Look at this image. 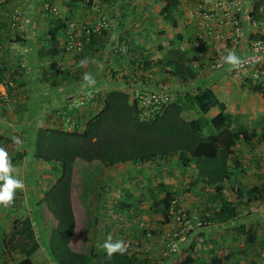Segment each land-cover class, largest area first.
Instances as JSON below:
<instances>
[{"label": "rangeland", "instance_id": "obj_1", "mask_svg": "<svg viewBox=\"0 0 264 264\" xmlns=\"http://www.w3.org/2000/svg\"><path fill=\"white\" fill-rule=\"evenodd\" d=\"M70 1L71 0H0V25H5L2 26V30L0 31V63L3 62V65H6L9 69L5 72L3 82L0 83V91L6 94L9 101L7 106L0 105V111H2L4 115H9L15 111V109L18 114H26L27 108L23 107L25 103L22 102L23 105L20 103L19 106L17 102L24 100L26 98V93L28 96L33 94L35 88L36 91L39 92L40 97L45 98L46 93L41 88L42 84H44V80L48 78L50 66L59 63V61H63L66 65L65 57L69 54L72 55V58L75 56L77 58H82V56H79L80 53L78 54V52L68 53L65 51L67 28L62 34L65 37V44L64 42L62 43V53L64 55L57 54L59 56H54V53H56L54 49L58 45H54L53 42H51L48 29L51 25H54L52 21H55L57 17L63 20L65 19L67 25L74 22L78 26L86 25L88 28L92 29L99 24L103 25L100 39H98V42H95L94 46L98 45L100 47L99 51H101L104 46L105 48L108 46L106 50H108L110 54L108 53L107 55V53L105 54L104 51H101L103 53L93 54L94 57L91 60L93 62L96 61V63L98 62L96 74L99 76V73H103L102 75H105L103 77L108 76L114 83H116V78L121 77L123 73L129 72V70L123 69V64H121L125 62L129 54L126 51H120L118 53L117 50H120L118 46L119 40L116 39L115 41L117 43L113 44L109 37L111 38L112 35H118L119 39L124 37L130 41L132 29H141L143 27V19H145V22L151 20L146 23L148 26L145 27L146 32L143 34V41L147 43V51H152L153 53L152 61L162 58L164 54L172 48H179L182 52H185L189 58H194L193 66L198 72V77L194 82L182 84L177 78L167 76L163 69L157 67H154L151 71L149 70L147 76L141 75L143 74V67L138 69L136 66L137 63L133 60L135 64L131 66L128 65L127 68L130 67V70L133 71L132 74H135L136 77H134V79L137 84L140 81H148V83H152L154 87H156L157 84L155 83L164 82L167 89H169L168 93L171 95L172 102L176 101L178 97H184L186 94L194 95L200 86L203 87L207 83L213 84L215 82L214 80L217 79L215 78L216 74H219L221 69L228 65L225 63L223 57L228 54L229 50L235 52L236 55L241 58L245 52V47L242 45L245 40H264V34H262V31L264 32V3L260 6V12L258 14L260 16L251 17L250 14L252 12H247L248 20L245 22L247 24L244 28L254 27V33L248 29L242 38L236 37L235 29L232 24L227 26L230 36H221L218 35L219 32H216L213 28V24H211L213 28V34L211 36L214 37V42L212 45H209L203 35H201V32L205 29L207 33H210L209 25L204 22L200 13L198 14L195 10L198 3L202 0H188L190 3L186 4L191 6L194 5L193 7L195 8L189 13L186 9L182 10V7L178 9L175 17L178 22H183L184 26L180 24V26L183 27L182 30L181 28L172 27L170 23L164 21L163 17L159 16L161 10L160 3H163L160 0H94L91 8L87 7V1L85 3H76L72 7L70 6ZM228 1L231 3L234 0ZM242 1L245 3V6L247 5L246 1L250 0H241L240 3ZM255 2H257V0H255ZM123 3H125L124 6H122ZM138 3L139 5H137ZM241 5L243 6L242 3ZM205 8L207 11H212L210 6H205ZM213 13L215 14L214 11ZM16 14L19 15L20 19L18 27L14 29L12 27V19ZM217 19L218 16L216 15V20ZM213 21L215 20L213 19L212 22ZM217 25L219 24L217 23ZM192 26L198 28L197 31L190 29ZM180 31L183 32V36H181ZM77 32L78 30H75V33ZM105 32L106 34H104ZM126 33H129V36H124ZM157 33L159 34L157 35ZM177 35H180L183 39H176ZM82 38V36L77 38V42L85 45ZM101 40H103L102 45ZM122 41L120 43H122ZM158 41H160L161 44H159ZM44 42H46V44H44ZM172 42H175V45L172 46ZM158 47L162 49H158ZM115 49H117L116 53ZM20 50L21 52L19 56H17ZM106 56L108 60L104 63L101 57H104L106 60ZM155 56H157V58H155ZM108 61L112 64L111 66L108 65ZM217 64H221L222 66L220 68H214ZM105 66H107L106 71L103 70ZM70 67L74 66L70 65ZM241 70L231 71V73H229L226 69L224 72L228 76L239 78L244 85L248 86L247 81H249V79L255 83L253 76L254 68L248 67ZM63 72L64 71H61V75H59L60 70H58L56 77H58V75L61 77ZM260 81L264 83V75H262L261 80L257 82ZM20 82L28 84L27 89H30L31 92L23 93V90L27 89H24L25 85L19 86L18 83ZM14 83H16L17 86H14ZM9 87L11 89H9ZM39 89H41V91ZM111 90L120 91L117 85H113ZM134 90L132 91L133 98L137 95V92ZM81 95L87 97L90 95V92L83 91V93H80L76 91L73 93L76 102H78V98ZM34 103L35 104L31 105L30 108L28 107V114L29 117L37 119L42 115L40 111L41 104L38 103V99H36ZM21 109H23V111ZM198 113L197 111H192L190 113H185L184 117L187 120L195 119L199 116ZM60 114H62V112H60ZM208 117H211V114H209ZM260 118L261 117L257 119L245 117L242 118V123L251 127L255 121ZM1 132L3 133L2 128H0V133ZM10 147L11 145H9V148ZM236 152V157L244 166L246 173L238 176L235 182L227 183L225 196L228 200L239 206L242 220L224 226L223 224L220 226L216 224L207 225L208 228L202 229H198L195 226L192 230L193 235L191 238L195 239V249L197 251L195 256L200 258L203 264H207L209 257L212 255L223 258L225 255L232 252H235L234 257L227 262V264H264V201L253 203L246 207L240 202V199L237 198L236 192L232 190L239 182L251 187L252 185L260 184L264 181V143L256 145L254 149L242 146L237 149ZM167 161L164 162V160L160 159L157 165L158 168L160 167L159 164L162 165L161 167H164L161 177L158 173L153 172V170L156 169L153 164L143 169L131 164L118 165L114 168L102 167L99 172L93 174L90 172V166L85 163H78L75 169L74 186L72 189V204L77 229V248H81L86 238L89 237L96 247L97 253L104 254L106 250L103 249L101 245H98L99 240H107L109 238L113 242L122 240L125 244L128 243L132 246L130 251L133 253L140 254L141 252L139 250L143 249L144 252L141 255H144L142 256L144 259L148 258V264H158L162 256V250H165L164 239L168 237V234L173 236L172 228L169 231L164 230L165 224H161L163 221L161 215L155 214L149 210L154 196L164 195L158 186L163 181L167 187L176 192L177 202L175 206L178 210L174 207L170 219V223L175 227L174 230L180 227L181 224L178 222V218L183 213L188 218L196 216L199 221L204 212H207V215L208 213L211 215L214 210L213 206H210L209 210L206 209H208L207 206L210 205V201L208 200L210 193H213L214 190L207 186H199L190 191V182L198 172L194 168L182 170L177 157H173L171 160ZM13 166L15 167L13 170L14 175L17 176V173L20 171L23 173L20 179L23 181L24 187L22 189H17L14 197L15 200H13L11 204L8 206H0V227H3L7 234L11 233L14 220L18 218H29L32 220V224L35 225V220L28 214L27 208L33 205V201L35 203L37 201L36 199L43 197L44 190L50 185L48 180L45 181L39 177L36 179L37 175L34 172V166H28L26 164L22 168L18 165ZM30 176L33 178H30ZM30 189L32 193H29ZM190 189H192V186ZM33 193H35L36 196L33 195ZM121 203L129 204L131 208L120 210L119 206ZM44 216L45 215H43V217ZM247 219H250L249 222L246 221ZM245 221L248 223V227L256 229L260 242L263 241V246H258L257 249L253 250H248L246 248L245 238L239 230L237 231V229L233 228L237 223L240 224ZM182 231L183 230H181V232ZM201 232H205L207 234L206 236L211 241L218 240L219 244L213 245L211 244L212 242H210L209 244L200 245L201 242L204 241V238L200 237ZM180 234L183 235V233ZM132 235H135V237ZM146 238L150 239V241H146ZM157 239H160L158 243L156 242ZM90 246L91 245H89V248L85 245L82 247L85 248L86 251H89L91 249ZM154 248L155 250H152ZM213 249L214 253L212 254L210 251ZM236 249H244L245 251L242 254H236ZM15 255V253L9 252L8 248L5 249L2 247L0 242V264H14ZM180 261L181 259L174 264H178Z\"/></svg>", "mask_w": 264, "mask_h": 264}, {"label": "trees", "instance_id": "obj_2", "mask_svg": "<svg viewBox=\"0 0 264 264\" xmlns=\"http://www.w3.org/2000/svg\"><path fill=\"white\" fill-rule=\"evenodd\" d=\"M160 1L164 2V5L159 16L163 17L164 21L170 23L172 27L177 28L179 22L175 14L181 6V0ZM85 2L87 7L91 8L94 0H71L70 6ZM263 3L264 0H257V2L254 0V11L250 14L251 17H257ZM124 5L125 3L122 4V6ZM55 21H52L54 25L48 29L50 40L53 43L58 42L57 40L67 28L65 19L57 17ZM150 21H144L143 25L148 26L146 23ZM2 26L5 25H0V31ZM90 29L94 30L95 27ZM87 36L85 33L82 34L85 47L80 52V56L90 59L93 54L105 51V46L101 51H98L100 49L98 45L94 46L95 42L100 39V34H90L89 41L86 39ZM116 39L119 40L118 46L122 47L118 35L111 36V43H117ZM176 39L182 40L183 38L177 35ZM126 41L129 54L134 45L128 39ZM171 45H175V42H172ZM91 50L93 52L90 53ZM117 52L119 53L120 50L118 49ZM193 62L194 58H189L179 48H172L162 58L155 61L148 57L144 58L141 65L144 72L157 67L163 69L167 76H173L182 84H188L194 82L198 77ZM7 70H9L8 67L3 65V62L0 63V83L3 82ZM247 82L248 86H243L248 87L253 93L261 94L264 98L263 82L255 84L250 79ZM155 84H157L155 88H158V91L170 95L164 82ZM131 88L134 89V86ZM9 89L11 88L9 87ZM97 101H102L103 106L95 116L85 123V128L82 131L39 127L35 129L32 143L29 146L33 158L51 165L53 171L59 172V177L54 184L44 190V196L41 199H36L35 203L33 201V206L39 207L42 212L39 215H45L40 227H43L47 232L45 249L54 264L98 263L95 254L76 252L70 245L76 228L72 189L78 163L90 166V172L96 174L102 167L110 168L128 163L141 165L158 159L169 161L171 158L177 157L182 170L194 168L198 172L190 182V188L192 186V189L189 188L190 191L199 186H207L214 190L213 193H210L208 199L210 205L206 209L209 210L210 206H213L214 210L211 215L204 212L200 220L201 229L208 228L207 225L220 226L228 222L231 224L242 220L239 206L225 196L226 185L228 182H235L238 176L246 173L244 166L236 157L237 149L242 146L254 149L256 145L264 143V115L251 127H248L242 123L241 116L226 113L225 103L217 98L211 88H204V86L198 87L194 95L186 94L165 105L160 115L149 120L142 119L137 100L131 101L130 95L124 91L108 92L103 99L97 94V97L88 101L87 105ZM214 108H218L219 113L208 117ZM192 111L199 112V116L187 120L184 114ZM6 142L9 141L5 137H0V147ZM28 154H30L28 151H24L23 154L19 153L9 159L12 165L20 167ZM158 186L164 195L154 196L149 210L161 215L162 225L169 224L172 210L174 211V207H176V192L163 182ZM232 190L236 192L237 198L246 207L264 201V181L251 187L239 182ZM126 208L129 209L131 206L126 203H121L119 206L120 210ZM176 210H178L177 207ZM37 218L38 216L36 220ZM249 220L246 221L249 222ZM246 221L237 223L233 227L237 231L239 230L245 238L246 248L253 250L258 246H263V241L260 242L256 229L248 227ZM178 222L181 225L172 231L173 235L184 230L183 223ZM192 233L193 231L186 234L183 241L180 238H175L173 242L176 244V250H162L158 264H174L179 259L181 261L178 264H203L202 260L195 256L197 251L195 239L191 238ZM206 235L205 232L200 233V237L204 238L200 245L210 242L213 245L219 244L218 240L211 241ZM132 236L135 237V235ZM0 238H2L0 239L2 247L8 248L9 252L18 253L22 257L14 264H34L33 259L40 249V244L31 219L18 218L14 220L10 234L5 233V229L0 227ZM131 249L132 246L123 253L115 252L111 256L105 252L103 264H148V258H142L138 253L131 252ZM236 250V254H242L245 251L244 249ZM210 253L213 254L214 249ZM234 254L235 252L229 253L223 258L212 255L207 264H227Z\"/></svg>", "mask_w": 264, "mask_h": 264}, {"label": "crops", "instance_id": "obj_3", "mask_svg": "<svg viewBox=\"0 0 264 264\" xmlns=\"http://www.w3.org/2000/svg\"><path fill=\"white\" fill-rule=\"evenodd\" d=\"M246 2H247L246 3L247 5H245V6H244L245 3L243 1L241 2L243 4L244 10H245L244 18L242 20V23L244 25L243 29H245L244 27L247 24L245 22H247V20H248L247 12H250V11L253 12L254 11L253 10L254 0H250V1H246ZM186 3H190V1L181 0L180 8L182 7V10L183 9L188 10V13H189L192 9H194V7H193L194 5L191 6V5H188ZM137 5H139V3ZM163 5H164V2L160 3L161 8L163 7ZM217 16H219V13H217ZM144 21H145V19H143L142 23H144ZM216 22H217V20L213 21L211 24H213V28L215 29V31L219 32L218 35L230 36V34H229L230 32H229V29L227 28V26L226 27L218 26ZM180 24H181V26H184L183 22H179V26L177 28H179V29L181 28V30H182L183 27H181ZM190 29L197 31L198 28L192 26V27H190ZM248 29H250V31L254 33V27L245 29V32ZM32 31H34V30H32ZM145 32H146V30H145L144 25L139 30L138 29L136 30V28L132 29V33H130L131 34L130 35L131 36L130 41L132 42V44L134 46L132 48V52L129 53V56L127 57L125 62L121 63V64H123V69L129 70V72L123 73V75H121V77L116 78V83L111 81V79H109L108 76L103 77V76H105V75H102L103 73H99V76L96 74V72L98 70L97 69L98 62L96 63V61L93 62L91 60L94 56L90 59H87L88 60L87 64L81 66L79 62L81 61V59L82 60L85 59V56H84V58L83 57L77 58L76 56L72 58V55L69 54V55H66V57H65L66 58L65 59L66 65L63 61H59V63L53 64L52 66H50V69L48 70L49 71L48 78H46L44 80V82H43L44 84H42V88H41L46 93L45 98H41L39 92H37L36 88H35V92H33V94L30 93L31 95L28 96V94L26 93V98L24 97L25 98L24 100L17 102L18 105L22 102L25 103V105L23 107L27 108L26 114H24V115L22 113L18 114L16 109H15V111L10 113L9 115H4V113L2 111H0V128H2V130H3V133L2 132L0 133V137L3 136L9 141V142H6L2 145V147L5 148L6 151L8 152V156L9 157H13V156L15 157L19 153L23 154L24 151H26V152L28 151V153H30V154H28L26 156L23 164L20 165V168H22L25 164L28 166H34V168H35L34 172L37 175L36 179H38V177H39L40 179H43L45 181L48 180V182L50 184L48 187L53 185L54 182L59 177V172L57 170L53 171L51 165L44 163V162H41L40 160H37V159L32 157V152H31V149L29 146H30V143H32L33 134H34L35 129L41 127V128H50V129L51 128H59V129H63L66 131H74L75 129H78L79 131H82L85 128V123L91 117L95 116L101 110L103 103H102V101H100V102L97 101V102L91 103L89 105H85L83 107L76 108L75 107L76 100L73 98V93H75L76 91L83 93V91L92 92L94 89H98L99 90L98 95L101 97V99H103L108 92L112 91L111 87L113 85H117L118 88L120 89V91H124V92L128 93L130 95L131 100L133 101L134 98H133L132 91L135 88L132 89L131 86L135 87L138 84H137L136 80L134 79V77H136L135 74H132L133 71L130 70L131 69L130 67L127 68V66L128 65L131 66V65H134L135 63H137L136 64L137 68L142 67L141 63L144 61V58H146V57L153 60L152 51H147V49H148V47L146 45L147 43H145L143 41L144 40L143 34H145ZM180 34H181V36H183L182 35L183 32L180 31ZM262 34H264L263 31H262ZM201 35H203L204 39L208 42L209 45H212V43L214 42V37L209 35L206 32V29L201 32ZM124 36H129V33L124 34ZM173 38H174V36H173ZM109 39H111V38L109 37ZM57 41H58L57 43H53L54 45H58L54 49V52H56V53H54V56H56L57 54H59V55L63 54L62 53V51H63L62 43L64 42V44H65V37L62 35V36H60V38ZM102 42H103V40H101V43ZM158 42H159V44H161L160 41H158ZM44 44H46V42H44ZM107 48H108V46H106L104 53L105 54L107 53V55H108V53L110 54V52H108V50H106ZM159 48L160 47H158V49ZM91 52H93V50H91L90 53ZM97 53H103V52H97ZM59 55H57V56H59ZM101 58H102V61H104V63L108 60L107 56H106V60L104 57H101ZM155 58H157V56H155ZM132 60L135 61V63H133ZM53 63H55V62H53ZM107 63L110 66L112 65L109 61ZM70 65H73L74 67H70ZM106 68H107V66H105V68L103 70L106 71ZM58 70H60L59 75H61V71H64L62 73L61 77L59 75H58V77H56V73ZM84 73H91L95 77L96 83L93 86L88 87L85 84V82L82 79ZM142 73L143 74H141V75L147 76V72L142 71ZM215 78H217L216 80H214L215 82L214 83L211 82L213 84L207 83V84H205L204 88H206V87L211 88L213 90V92L215 93V95L217 96V98L221 102L225 103L226 108H227L226 113H229V114L234 115V116L239 115L242 118L251 117L254 119H257V118L262 117L264 115V98L262 97L261 94L253 93L251 90L248 89V87L243 86L244 83L241 82L239 78L228 76L227 74L223 73L222 70L219 74L218 73L216 74ZM18 84L19 85L22 84V86L24 84L25 85L24 89H27L28 84H25L24 82H20ZM14 86H17V84L14 83ZM2 87L4 88L3 85H2ZM22 89H23V87H22ZM41 89H39V90L41 91ZM25 92L29 93V92H31V90L30 89L23 90V93H25ZM36 99H38V103L41 104L40 105V111L42 113V115H40V118H37V119L29 117V114H28V107L30 108L31 105H34L35 104L34 101ZM42 100H43V102H42ZM23 103H22V105H23ZM23 109H21V110L23 111ZM60 112H62V114H60ZM67 112H68V115H67ZM218 113H219V109L214 108L210 114H211V117H213V116L217 115ZM13 137H18L19 143L14 142ZM9 145H11L10 148H9ZM161 160H163V159H161ZM159 162H160V159H158L154 162H151V163H146V164H141V165H136V166H139L140 169H143V168H147L149 165L153 164V165H155L154 168H156L153 170V172L158 173L161 177L162 176V169L164 167H161L162 165L159 164L160 167L158 168L157 165ZM161 162H163V161H161ZM164 162H165V160H164ZM124 165H126V164H124ZM128 165H129V163H128ZM131 165H133V164H131ZM166 165H168V164H166ZM165 168H167V167H165ZM22 174L23 173L21 171L17 173V176L19 179L21 178ZM30 178H33V177L30 176ZM160 182H161V180H160ZM30 192L32 193L31 189L29 190V193ZM33 195H35V193H33ZM27 210H28V214H30L32 216L33 220H35V222H34L35 223V225H34L35 226V233L37 234V238H38V241L40 244V249L38 250L37 254L34 256L33 262H34V264H54V262L52 261V259L50 258V256L48 255V253L45 249L47 232L45 231V229H43V227L42 228L40 227V223L42 222V220H44L43 215L40 216L42 214V212L40 211V208L35 206V205L34 206L31 205L30 208H27ZM37 216H38V218L36 220ZM223 225H230V223L228 222V223L223 224ZM164 227H165V229H164L165 231H169L171 228L173 230L175 229V227L172 223H169L167 225L165 224ZM162 230H163V226H162ZM76 237H77V229L75 228V233H74V236H73L71 244H70L72 250H74L76 252L86 253V254L93 253L97 256V259H98V261H96V262H98L97 264H103L104 254H101V253L98 254L97 253L98 251L96 250V247L91 242V239L89 237L86 238V241L81 245V248H82V250H81V248H77ZM104 240H102V239L99 240L98 241L99 244L98 243L97 244L102 245ZM145 240L150 241V239H148V238H146ZM159 240L160 239H157L156 242L158 243ZM126 244H128V243H126ZM83 245H85L88 248H89V245H91L90 246L91 249L89 251L88 250L86 251L85 248L82 247ZM152 250H155V248ZM139 251L141 253L138 255L141 257L144 256V255H141L144 252L143 249H141ZM20 259H22V257L20 256V254L16 253L15 259H14L15 263L17 261H19ZM167 264H170V263H167Z\"/></svg>", "mask_w": 264, "mask_h": 264}, {"label": "built area", "instance_id": "obj_4", "mask_svg": "<svg viewBox=\"0 0 264 264\" xmlns=\"http://www.w3.org/2000/svg\"><path fill=\"white\" fill-rule=\"evenodd\" d=\"M191 1V0H190ZM205 6H210L212 11H207ZM195 9V8H194ZM198 14L200 13L204 22L209 25V34H213V28L211 26L212 20H216V12H221L218 16L217 23L218 26H234L236 37L242 38L245 34L243 29L242 20L244 18V13L241 7L240 0H234L229 3L228 0H202L195 9ZM215 12V14L213 13ZM239 13V15H237ZM194 17V15H193ZM19 15H15L12 19V27L15 29L18 27L19 23ZM101 28L103 25L99 24L95 27L94 30H91L86 25H76V23L71 22L67 25V40L65 45V51L68 53L78 52L80 53L83 50L84 45L77 42V38L81 37L83 33L88 35L86 37L87 41L90 40V34H100ZM75 30H78L75 33ZM111 44V43H110ZM242 45L245 47V52L241 57L243 63L239 67L233 68L232 66H228L226 69L229 73L231 71H240L243 68H254V82L259 83L257 81L261 80V76L264 75V40L255 39V40H245ZM20 48V47H19ZM120 51L127 52V41L123 40L122 47H120ZM18 51L17 56H19ZM222 65L217 64L214 68H220ZM242 71V70H241ZM261 82V81H260ZM135 91L137 95L134 99L137 100L138 107L141 110V117L143 120H149L155 118L157 115H160L164 109L165 105H168L172 102L171 95L164 94V92L158 91V88H155L152 83H148V81H140L138 85L135 86ZM99 93L98 89H94L90 92V95L85 97L81 95L78 98V102H76L75 107L80 108L88 104V101L95 99L97 94ZM74 98V97H73ZM9 103L6 94L0 91V105L7 106ZM184 225L183 233L180 236V232H176L173 236H169L164 239L165 249L176 250V244L173 242L175 238H180L182 241L185 240L186 234H189L195 226L200 229L201 222L198 220L196 216L187 217L184 213L178 218ZM127 245V249L130 248L129 244Z\"/></svg>", "mask_w": 264, "mask_h": 264}, {"label": "clouds", "instance_id": "obj_5", "mask_svg": "<svg viewBox=\"0 0 264 264\" xmlns=\"http://www.w3.org/2000/svg\"><path fill=\"white\" fill-rule=\"evenodd\" d=\"M241 7L243 13H245L244 7L242 5ZM217 13L220 14V12H216V14ZM123 38L124 37H122L120 41H122ZM124 40L126 39L124 38ZM223 59L225 63H227L228 65H226L221 70H226V68L229 65L232 66L233 68L239 67L243 63L241 58L231 50L228 51V54L224 56ZM79 63L82 66L87 64L88 60L87 58H85L81 60ZM223 73L225 72L223 71ZM82 79L88 87H91L96 83L95 77L91 73H84ZM13 140L14 142L19 143L18 137H13ZM13 170H14V166L12 165L9 159L8 152L6 151L5 148L0 147V206H8L9 204H11L14 200L17 189H22L24 187L23 181L13 174ZM168 235L170 236V234ZM101 247L106 250L109 256H111L115 252L123 253L127 249V245L125 244L124 241L118 240L113 242L110 238L105 240L104 243L101 245Z\"/></svg>", "mask_w": 264, "mask_h": 264}]
</instances>
